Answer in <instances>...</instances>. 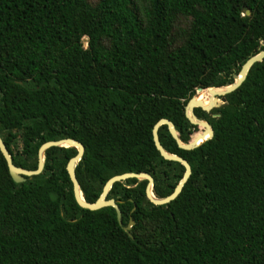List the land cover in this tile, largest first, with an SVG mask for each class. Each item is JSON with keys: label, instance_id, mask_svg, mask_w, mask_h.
Here are the masks:
<instances>
[{"label": "trees", "instance_id": "16d2710c", "mask_svg": "<svg viewBox=\"0 0 264 264\" xmlns=\"http://www.w3.org/2000/svg\"><path fill=\"white\" fill-rule=\"evenodd\" d=\"M262 49L264 0H0V136L28 170L43 142H81L75 175L88 202L124 172L150 174L164 197L184 166L161 156L153 125L167 118L192 140L203 128L186 118L188 99L232 82ZM225 99L194 108L213 135L193 149L159 126L191 174L162 205L146 179L114 182L106 198L121 225L112 206L75 201V147L47 148L43 170L22 182L0 152V264H264V58Z\"/></svg>", "mask_w": 264, "mask_h": 264}, {"label": "water", "instance_id": "95a60500", "mask_svg": "<svg viewBox=\"0 0 264 264\" xmlns=\"http://www.w3.org/2000/svg\"><path fill=\"white\" fill-rule=\"evenodd\" d=\"M246 13H249V11L247 10ZM263 58H264V49H262L259 52L251 55L250 57H248L244 61V63L241 65L239 71L237 73L233 74V81L232 82L226 83L225 85L218 86V87L212 86V87L205 88V89H202V88L196 89L195 94L192 97H190L188 99V101L186 102V104L184 106V112H185L186 118L190 121V123L201 126L203 129L201 132L196 134V136L192 140H190L189 142H182L179 139L177 131H176L173 123L167 118H160L153 125V128H152L153 142H154L156 149L161 154V156L167 160L177 161L184 166V172H183L182 178L175 185L172 192L170 194L164 196V197H157L154 195V193L152 191L153 178L150 174H148L146 172H124L121 174H115V175L111 176L110 178H108L107 181L105 182V184L103 185V188H102L100 195L97 197V199L94 202L86 201L82 195V192H81L80 186H79V182H78L76 175H75V166H76L77 162L83 156L84 146L81 142H79L78 140L73 139V138L65 137V138H61V139H57V140H48V141L43 142L39 146L38 151H37V167H36V169H31V170L16 166L12 162V157H11L5 143L3 142L1 136H0V152L2 153V155L6 161L7 168H8V171H9L11 178L15 182H22L25 180V176L31 177L33 175L39 174L43 170L44 152L47 148H49L51 146H64V147L72 146V147H75L77 150L76 153L72 157H70L66 163V171L69 175L70 181L72 182V190H73V195H74L75 201L77 202V204L80 207L87 208L90 210H96V209H99V208L104 207V206H112L115 209L117 221L121 225L122 224L121 210H120L117 202L113 198H106V196L109 192V189L111 188V186L114 182L122 181V180H125L127 178L146 179L147 184L145 187V194H146L147 199L155 205H162V204H166V203L170 202L171 200H173L178 195V193L181 191L184 183L187 181V179L189 178V176L191 174V167H190V165L186 159H184L183 157H181L177 154L168 152L161 145V143L159 141V137H158L159 126L162 124L167 125V128H168L171 136L176 140V142L180 148L189 150V149H193V148L199 146L201 143H203L204 141H206L207 139L212 137L213 129L211 128V126L207 120L200 119V118L196 117V115L194 114V108L199 107L202 110L209 111L211 108L217 107L220 105V103H218V96L220 97L221 103H224L226 101L225 95L227 93L235 90L245 79L249 68L255 62L262 61ZM206 89H209V91L212 94H214V96H215L214 101L210 100L209 104H203V102L201 100H197V98H196V94L199 91L206 90ZM216 89H222V90H216ZM205 133H208L207 138H204ZM132 225H133V220H131L128 223V225L123 226V229L129 233V229L131 228Z\"/></svg>", "mask_w": 264, "mask_h": 264}, {"label": "bare ground", "instance_id": "6f19581e", "mask_svg": "<svg viewBox=\"0 0 264 264\" xmlns=\"http://www.w3.org/2000/svg\"><path fill=\"white\" fill-rule=\"evenodd\" d=\"M216 90H222V89H216ZM208 94V97H209V100H204V99H201V96H205ZM214 94H212L209 89H206V90H201L200 92H198L196 94V98L197 100H201L203 102V104H209L210 100L211 101H214ZM208 137V133H205V136L204 138H207ZM203 138V139H204Z\"/></svg>", "mask_w": 264, "mask_h": 264}, {"label": "rangeland", "instance_id": "374dc122", "mask_svg": "<svg viewBox=\"0 0 264 264\" xmlns=\"http://www.w3.org/2000/svg\"><path fill=\"white\" fill-rule=\"evenodd\" d=\"M83 40L85 41V38ZM85 45H86V43H85ZM218 103L221 104V101H220V97L219 96H218ZM199 128H202V127H199Z\"/></svg>", "mask_w": 264, "mask_h": 264}]
</instances>
